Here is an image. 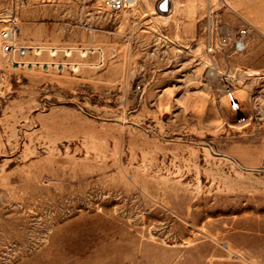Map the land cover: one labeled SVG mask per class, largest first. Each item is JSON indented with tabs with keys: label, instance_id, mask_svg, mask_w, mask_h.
Masks as SVG:
<instances>
[{
	"label": "rangeland",
	"instance_id": "374dc122",
	"mask_svg": "<svg viewBox=\"0 0 264 264\" xmlns=\"http://www.w3.org/2000/svg\"><path fill=\"white\" fill-rule=\"evenodd\" d=\"M152 4L0 0V264H264V0Z\"/></svg>",
	"mask_w": 264,
	"mask_h": 264
},
{
	"label": "built area",
	"instance_id": "2783aa9c",
	"mask_svg": "<svg viewBox=\"0 0 264 264\" xmlns=\"http://www.w3.org/2000/svg\"><path fill=\"white\" fill-rule=\"evenodd\" d=\"M103 3L110 11L120 12L136 4L137 0H96ZM172 0H158L156 5V12L158 14H169L172 12ZM16 21L4 28L1 32L3 39V50L5 53L17 52L20 56H26L27 51L25 48L17 47L14 43L17 34ZM217 28L210 35L207 42V52L214 59L219 54L227 51L234 53H243L247 49L249 30L244 27L238 31H233L226 28L224 31H218ZM234 82V79H231ZM227 96L235 114H242V105L235 95L232 83L228 82ZM259 113L264 112V90L259 93L257 97Z\"/></svg>",
	"mask_w": 264,
	"mask_h": 264
},
{
	"label": "crops",
	"instance_id": "0c3cea01",
	"mask_svg": "<svg viewBox=\"0 0 264 264\" xmlns=\"http://www.w3.org/2000/svg\"><path fill=\"white\" fill-rule=\"evenodd\" d=\"M173 1V5H172V8H174V1H176V0H172ZM157 2H158V0H153V7H154V9L156 10V5H157ZM159 17H163V18H169V15L168 14H159Z\"/></svg>",
	"mask_w": 264,
	"mask_h": 264
},
{
	"label": "bare ground",
	"instance_id": "6f19581e",
	"mask_svg": "<svg viewBox=\"0 0 264 264\" xmlns=\"http://www.w3.org/2000/svg\"><path fill=\"white\" fill-rule=\"evenodd\" d=\"M99 2V1H98ZM1 36V35H0ZM16 38V37H15ZM2 50H3V47H2ZM26 50V49H25ZM4 51V50H3ZM27 51V50H26ZM5 52V51H4ZM254 75H258L257 73L256 74H251V76H254Z\"/></svg>",
	"mask_w": 264,
	"mask_h": 264
}]
</instances>
